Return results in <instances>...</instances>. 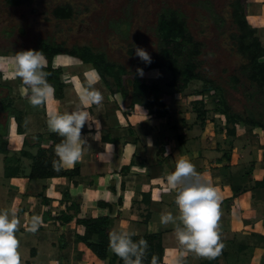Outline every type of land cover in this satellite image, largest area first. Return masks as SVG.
<instances>
[{"label": "crops", "instance_id": "1", "mask_svg": "<svg viewBox=\"0 0 264 264\" xmlns=\"http://www.w3.org/2000/svg\"><path fill=\"white\" fill-rule=\"evenodd\" d=\"M248 4L254 11H247V18L258 14L264 16V0H251ZM258 31L264 43V28ZM91 67L80 73L61 67L66 85L63 98L54 96L36 107L38 121L27 117L28 126L20 134L24 137L28 133L31 137L41 133L47 137L51 133L47 113L80 110L83 106L77 87H85L88 78L98 77L94 88L101 92L103 101L84 109L89 116L81 133V138L86 141L82 143L81 159L73 167H63L78 166L80 175L76 181L59 176L30 179L33 159L23 153L13 162L11 168L16 174L9 178L5 169L11 157L8 161L6 152L16 153L13 147L20 148L24 142H8L7 151L0 152V196L6 197V201L0 199V206L9 213L15 211L20 222L15 235L19 240L21 264H109L77 240V236L84 233V226L77 224L76 219L99 216L110 217L111 231L118 227L120 231L131 229L132 232H127L134 235L139 231L141 234L161 233L165 255L169 260L174 259V264H201L204 261L264 264V189L253 190L247 186L246 190H240L231 186L233 183L246 186L243 176L250 165L253 170L248 179L264 178V130L239 125L236 135L231 136L226 132V119L221 123V113L215 111L214 115L207 111L199 123L193 105L199 96L187 94V91L183 95L193 96V101H189L191 108L181 107L180 97H176L173 90L160 96L167 113L154 116L149 105L132 103L133 74L123 76L124 87L129 92L124 95L111 92ZM139 80L153 84L140 75ZM35 142L37 140L31 138L29 143L33 145L22 149L36 154ZM48 143L45 141L43 146ZM23 158L30 160L28 173L23 168ZM180 159L191 162L201 179L214 187L220 196L221 218L217 230L224 247L215 259L201 258L191 252L181 255L184 250L175 235V228L180 224L175 203L177 192L164 191L168 187L166 177L176 170ZM74 199L79 201V210L72 221L63 222L58 216L65 218L74 214L69 208ZM169 213L176 218V223L162 224L161 215ZM33 216L42 220L35 232L28 230ZM135 227L139 231L134 230Z\"/></svg>", "mask_w": 264, "mask_h": 264}, {"label": "rangeland", "instance_id": "2", "mask_svg": "<svg viewBox=\"0 0 264 264\" xmlns=\"http://www.w3.org/2000/svg\"><path fill=\"white\" fill-rule=\"evenodd\" d=\"M62 2L65 4L70 3L77 10H85L86 12L75 13L72 18L58 20L54 18L52 13H49V10L53 5H58L56 3ZM220 2L218 3L221 7ZM124 3L119 0H27L24 4L17 6L8 3V0H0V71H2V76H0V99L10 97L7 100L8 103L12 104L19 112L25 113L26 117L23 120V122L25 121L24 128L26 125L28 126L27 117L30 120L35 118L34 121H38L36 118L38 117V111L37 108H33L29 103L30 89L25 92L22 80L14 77L16 53L22 50H35L41 41H48L53 44L63 43L66 47L70 48L74 45L89 46L96 52H104L108 59L125 64L127 69H130V65L133 63V59L128 56V53L130 54V50H128L130 47L126 48L122 43H125L129 37L126 25L132 18L130 13H122L121 10L124 7ZM174 5L172 4V6ZM247 11L252 12L254 8L248 4L246 6V13ZM159 14L162 13L137 14L139 17L148 15V17L144 16L145 26L147 27L146 33H148L147 36L153 43L145 50L148 53L154 52L155 59L159 58V52L156 53V50L162 47V41L157 31V15ZM228 14L204 13L203 11L201 13H184L194 39L202 44V53L199 57L201 61L199 67L201 74L204 77L215 80L224 89L225 97L234 111L244 112L247 107L253 108L255 105L253 104L255 101L249 98L250 91L255 88L250 87L246 71L242 69L246 63L234 49L233 44L235 42L232 34L236 32V26L232 24L231 13ZM224 15L227 16L226 20L225 22H221V17ZM247 19H249V23L255 28H264L263 15H253ZM82 21H84L83 25ZM87 22L88 24H86ZM139 23H134L137 27V32L138 30L141 31ZM129 41H132V39H129ZM57 59L54 60V64L62 67L65 71L71 70L80 73L87 69V67H91L87 65L83 66V62L70 55H59ZM234 76L238 77L239 82L233 81ZM143 77L152 81L151 83L155 85V93L159 98L161 95L163 96L175 90L173 87L167 85L173 77L172 72L167 66L146 70ZM201 85V81H191L186 89L187 94L192 93L195 89H199ZM175 95L176 97H180L178 101L181 107L191 108L189 101H193V96H186L187 98H184L182 96L185 95L176 90ZM54 96L53 94L48 100L50 101ZM203 98L207 111H209L210 115H214V98L208 95H204ZM211 111L213 112L212 114ZM7 117L9 116L6 111H0V135L4 136L6 145H8V142L9 144L15 143L16 140H20V143H23L28 133L24 137H21L20 134L22 133H19L17 130L18 121L16 118L14 116ZM21 117L24 119L23 116ZM7 119L9 120L8 122ZM224 119V115L221 114L219 116L221 123ZM197 121L201 122L199 118ZM28 129L31 130V128ZM208 134H205V137ZM24 147V145L20 148L13 147L16 153L11 151L6 152L9 156L8 161L11 157L10 163L7 165L9 168L13 166V162L17 160L18 156L21 157L22 150H24L22 148ZM25 149L28 148L25 147ZM29 163L30 160L28 158H23L22 164L25 173L29 172ZM2 198L6 201V197L0 196V199ZM3 211L5 209L0 206V212ZM137 229L135 227L134 230ZM112 230L120 231L118 227ZM127 231L132 232L133 230L128 229ZM141 232L139 231L136 235H140ZM93 240H96V238H93ZM165 253L164 249L162 263L174 264L175 260H169ZM181 260L185 262L184 258Z\"/></svg>", "mask_w": 264, "mask_h": 264}, {"label": "trees", "instance_id": "3", "mask_svg": "<svg viewBox=\"0 0 264 264\" xmlns=\"http://www.w3.org/2000/svg\"><path fill=\"white\" fill-rule=\"evenodd\" d=\"M27 0H8V3L13 5H22ZM251 0H237L234 4V11L231 13L232 24L236 26V32L232 34L234 39V49L238 55L244 60L242 69H245L247 80L251 88L249 98L255 104L253 108L247 107L244 112H236L229 105L224 89L216 83L215 80L204 77L199 69L201 61L200 55L202 53V44L194 39L189 32L187 24L176 13H170L163 17L157 27L159 37L161 38L162 47L159 49V58L152 60L151 64H146L142 60L134 64V78L132 81L131 101L133 104L141 103L151 105V112L154 116H164L166 111L165 104L161 101L159 96L155 93V85L147 84L139 80L137 69L141 68L143 71L167 66L172 72V79L167 83L168 86L173 87L176 91L184 93L188 88L189 83L193 80L202 82L199 89H195L192 93L197 94L199 99L193 102L194 109L197 112V118H205L207 109L204 104L203 96L208 94L214 99V111L224 115L226 119V132L234 136L239 125L247 126L250 129L259 127L264 130V43L261 40L259 31L252 26L246 13V6ZM72 7L70 5H63L56 7L54 16L57 18H69L73 15ZM37 51L42 50L47 66L44 69L49 72L47 77L48 82L54 87V95L57 99H62L65 93V83L63 81V70L60 66L53 67L54 60L59 55H70L79 59L85 65H90L99 74L106 87L111 92H121L124 95L129 94L125 89L123 83V76L127 73V68L122 63L114 62L108 59L104 52H96L89 46H76L72 48L66 47L63 43H50L48 41H41ZM2 76V71H0ZM238 77L234 76L233 81L239 82ZM186 96V95H185ZM7 99H0V111H6L8 116H14L18 121L17 130L19 133H24L25 113L19 112L14 106L8 103ZM257 105V106H256ZM22 114V115H21ZM23 116L24 119L21 117ZM7 117V118H9ZM7 121H9L7 119ZM20 121V122H19ZM23 123V124H22ZM36 139L34 143L38 150L36 154H31L25 149L22 150L23 155L30 156L32 160L31 170L28 175L30 179H45L51 177H66L76 181L80 175V170L77 167L72 169H64L55 171L52 167V161L58 160L55 156V146L62 141L56 133H49L44 137L41 133H35L31 137L26 136L24 139V146L33 145L29 143L30 139ZM48 141L49 145L43 146V143ZM3 144V146H1ZM6 141L4 136L0 135V151H7ZM253 165H250L247 172L244 174L246 186L233 185L235 189L246 190L247 186L251 189H264V178L262 180H250ZM12 168L6 167L5 175L11 177L15 175ZM67 197V193H64ZM63 197V198H64ZM79 201L73 200L70 209L74 210V214H69L65 218L58 216L63 222L72 221L78 212ZM77 224L84 226V233L77 236V240L84 242L92 252L102 260H108L109 264H123V260L117 255L109 251V233L111 231V221L108 216L77 218ZM93 238L96 240H93ZM134 242L144 239L148 242V247L145 251L143 264H151L153 256L157 258V264L162 263V255L164 252L162 244L161 233H142L140 235H132ZM201 264H212L211 261H204Z\"/></svg>", "mask_w": 264, "mask_h": 264}, {"label": "clouds", "instance_id": "4", "mask_svg": "<svg viewBox=\"0 0 264 264\" xmlns=\"http://www.w3.org/2000/svg\"><path fill=\"white\" fill-rule=\"evenodd\" d=\"M135 54L146 64L152 63V58L145 49L135 46ZM46 66L42 50L29 49L16 53L14 77L22 80L25 92L30 89L29 103L33 108L43 105L54 94V87L47 79L50 73L44 70ZM136 71L141 77L144 75L143 69L138 68ZM97 82L98 77L88 78L85 87H77L83 106L80 110L64 114L51 111L47 113L49 131L63 138L55 146V156L58 157V160L52 161L55 171L65 166L73 167L81 159L82 143L86 142L81 138V133L89 116L88 111L84 109L92 104L99 105L103 101L101 92L94 88ZM166 179L168 187L164 191L177 192L175 203L179 209L180 224L175 228V235L184 250L181 255L191 252L209 260L217 258L224 247L220 243L217 230L221 218L218 192L209 183L204 182L195 171V166L185 159L177 162L176 170L168 174ZM160 219L164 225L169 222L176 223V218L170 213L162 214ZM19 223L15 211L0 212V264H21L19 240L15 235ZM41 223L39 216H33L28 230L35 232ZM132 235L127 231H110L109 251L121 258L123 264H143L148 242L144 239L134 242ZM151 264H157L155 256Z\"/></svg>", "mask_w": 264, "mask_h": 264}, {"label": "flooded vegetation", "instance_id": "5", "mask_svg": "<svg viewBox=\"0 0 264 264\" xmlns=\"http://www.w3.org/2000/svg\"><path fill=\"white\" fill-rule=\"evenodd\" d=\"M120 2H125L124 7L121 10L122 13H130L131 14V20L127 22V28H128V38L127 41L122 44L126 48H129L130 54L128 53L129 58L133 59L132 65H130V69H127L126 74H133L134 76V64L141 60L139 57L136 56L135 54V46L141 47L143 49H147L150 44L153 43V41L150 40V38L147 36L148 33H146L147 27L145 26V21H144V16L148 17V15H142V16H137L138 13H162L157 15V27L160 22V20L163 17H166L170 13H176L177 15L182 18L185 23L187 24L188 30L190 32V28L188 26L187 20L185 18L184 13H201L202 11L204 13H233L234 11V4L236 3L237 0H119ZM221 3V7L219 6ZM58 5H53L52 8L49 10V13H56V7L58 6H63V5H70L72 7V12L73 15L69 18L74 17L75 13H85L86 11H80L77 10L75 7H73L70 3H56ZM172 4H175L172 6ZM134 16V17H133ZM231 16V15H230ZM227 16L221 17V22H225V18ZM54 18L61 20V19H68V18H57L54 16ZM232 18V17H231ZM141 19V20H140ZM140 22V23H139ZM84 21H82L83 25ZM136 23H139V27L141 31L138 30L137 32V27L135 26ZM88 24V22L86 23ZM158 31V30H157ZM191 33V32H190ZM192 34V33H191ZM193 36V35H192ZM129 39L132 41H129ZM159 52V49L156 50V53ZM152 60L154 58V52L149 53ZM122 59V58H120ZM126 66L125 64H123ZM127 68V66H126ZM132 73H131V72Z\"/></svg>", "mask_w": 264, "mask_h": 264}]
</instances>
